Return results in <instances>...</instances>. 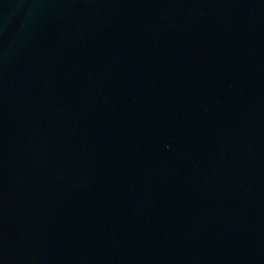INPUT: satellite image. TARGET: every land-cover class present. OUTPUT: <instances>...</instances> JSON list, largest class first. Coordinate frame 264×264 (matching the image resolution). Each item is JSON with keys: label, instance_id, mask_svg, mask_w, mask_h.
Returning <instances> with one entry per match:
<instances>
[{"label": "water", "instance_id": "water-1", "mask_svg": "<svg viewBox=\"0 0 264 264\" xmlns=\"http://www.w3.org/2000/svg\"><path fill=\"white\" fill-rule=\"evenodd\" d=\"M0 264H264V0H0Z\"/></svg>", "mask_w": 264, "mask_h": 264}]
</instances>
